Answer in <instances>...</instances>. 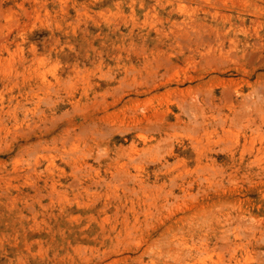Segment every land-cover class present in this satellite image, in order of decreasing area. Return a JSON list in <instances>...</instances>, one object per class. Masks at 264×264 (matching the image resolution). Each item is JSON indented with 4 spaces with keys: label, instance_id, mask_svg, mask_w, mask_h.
<instances>
[{
    "label": "rangeland",
    "instance_id": "374dc122",
    "mask_svg": "<svg viewBox=\"0 0 264 264\" xmlns=\"http://www.w3.org/2000/svg\"><path fill=\"white\" fill-rule=\"evenodd\" d=\"M0 264H264V0H0Z\"/></svg>",
    "mask_w": 264,
    "mask_h": 264
}]
</instances>
